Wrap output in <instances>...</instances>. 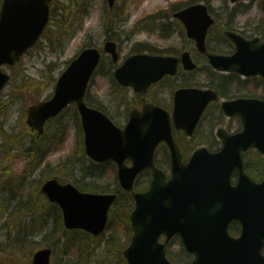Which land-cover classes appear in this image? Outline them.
Returning <instances> with one entry per match:
<instances>
[{
	"label": "rangeland",
	"instance_id": "1",
	"mask_svg": "<svg viewBox=\"0 0 264 264\" xmlns=\"http://www.w3.org/2000/svg\"><path fill=\"white\" fill-rule=\"evenodd\" d=\"M80 1L89 2L92 6L90 15L85 21L86 35H91L93 41L102 47L107 37L103 31L105 18L103 1ZM170 1L174 0H131L127 3L119 1L116 10L113 11L114 18H122L125 12L130 13L126 19L127 25L118 32L116 30L108 32L109 36L119 43L122 60L136 51L145 50L177 56L183 51L191 53L199 66V72L185 73L180 80H168L158 87V91L164 94L163 98L166 100L165 103H168L167 106L172 103L171 92L174 87L185 84L205 89L207 88L205 83L218 84V81L208 78L210 71L206 61L204 62L203 57L195 51L184 33L182 36L180 26L172 19L170 13L164 14L159 20L148 18L136 23L145 13L165 6ZM1 2L2 0L0 5ZM65 3L67 0H64ZM209 7L218 20V25L210 36V45L214 50L224 53L234 52L232 45L220 37L222 29L238 31L248 38H264V0H240L236 4L232 3V0H211ZM133 27H153L156 31L153 36L143 32L128 37ZM177 29L178 33H176ZM84 35L85 33L79 35L63 48L60 46L62 38L54 36L47 43L45 40L37 50L23 59L18 73H13V82L0 97V264H23L19 253L27 244H31L32 251L54 245L60 237L59 232L64 231L60 211L51 207L42 197H38L39 185L47 178L58 176L62 183H73L76 186H78L77 182L106 186L104 191L111 193L118 188L116 169H113V165L107 167V171L100 179L89 177L82 180L83 172L76 170V165L79 163H84V167H88L89 162L84 154L83 132L79 126L80 120L75 107H70L61 117L53 121L48 126L49 132L47 131L39 141L29 132L25 124L24 105L46 100L53 95L56 78L68 66V62L81 47L82 41H85ZM109 69L110 61L106 58L102 74L94 78L90 85L88 100L102 106L103 111L124 126L128 119L127 108L130 109L132 104L127 94L118 90L115 83H112L113 71L110 72ZM8 74L12 75V71H8ZM24 79L25 90L22 89ZM14 85L17 88L15 90H13ZM242 87L245 95L264 96V93L260 89H255L253 85ZM165 89L168 90L167 94ZM129 91V98L135 95L133 90ZM154 94L155 90L152 91L151 96ZM3 105H6L4 109ZM217 106L215 104L207 112L192 142L188 143L185 137L181 138L179 135L186 153L201 143L216 148L214 133L219 126L227 127L231 132L239 131L240 122L237 119L227 120L224 116L219 117V106L218 109ZM58 140L61 141V146L53 152L50 144ZM40 149L46 154V158L44 164L37 168L36 158L25 150L38 154ZM21 181L25 186L20 188ZM6 197H9L10 204L6 201ZM20 198L29 199L26 205L29 210L24 211L21 207L16 209L15 204ZM131 209L132 200L122 197L113 207L110 217L111 230H108L101 239L96 240L85 237L82 233L68 232L67 238L56 250L52 264H125L121 253L114 250L111 244L117 242L122 245V249L127 245L132 235L128 221ZM34 220L37 229L32 225ZM35 230H37L36 235L27 237L25 241L26 233L32 234ZM49 232L54 234L49 236ZM173 246L176 252H180L177 243ZM30 259L29 256L28 264Z\"/></svg>",
	"mask_w": 264,
	"mask_h": 264
},
{
	"label": "water",
	"instance_id": "2",
	"mask_svg": "<svg viewBox=\"0 0 264 264\" xmlns=\"http://www.w3.org/2000/svg\"><path fill=\"white\" fill-rule=\"evenodd\" d=\"M114 1L109 0L111 6ZM176 17L185 24L188 35L197 41L199 49L204 51L205 35L213 23L207 9L203 6L192 7ZM36 20L37 22L39 20L37 15L34 22ZM255 50L264 52V49L252 46L253 55L256 54ZM105 51L112 52L114 60L117 61L113 44H107ZM241 56H245V53L241 52ZM209 59L220 71L242 72L238 67L221 63L228 62L224 57L209 56ZM248 59L247 57L243 60V65ZM145 61L150 62L141 57L130 59L117 73L120 83L134 85L140 90L138 86L140 80L142 78L148 80L154 74V72L147 74L149 70L143 66ZM98 62L99 53L96 50L83 52L59 79L54 98L29 108L28 123L32 129L42 134L44 125L50 118L57 116L70 103H76L86 133L88 155L101 161L115 159L120 168L119 179L126 190L133 189L136 175L146 166L153 170L157 179L153 191L150 195L138 198V209L132 216L136 236L132 247L125 253L129 263L162 264L159 261L160 248L155 246L157 237L162 233L169 235L178 233L196 253L198 261L195 264H241L239 263L241 260L246 264L247 259L249 263L252 261L253 264H264V259L260 256L264 246V184L257 186L247 182L238 188H232L229 178L234 170H241L239 165L230 162L226 156L201 154L191 166L184 168L181 166L177 148H174L172 161L174 179L178 182L172 186L163 185L158 176L161 173L147 163H135L133 169H127L123 160L131 157L132 149L125 146V140L129 139L128 135L132 132L128 131L122 135L115 132L103 121L101 115L88 109L84 104L86 86ZM184 63L189 70L195 68L188 55H185ZM245 65L264 74V56L260 63L247 62ZM205 95L208 96L207 101L210 98V100L217 98L212 92ZM249 107L252 105H247L241 113L248 121L254 141L263 146L264 107L259 109L257 116L250 114ZM228 109L229 105L224 104V110L227 112ZM228 113L234 114L231 111ZM93 114L101 116L102 122L93 121ZM104 124L109 130L105 135L100 132ZM111 135L114 137L110 141ZM221 138L225 140L224 136ZM251 142L246 146H257ZM184 190L188 193L181 192ZM41 193L62 206L67 228L87 227L94 234L102 232L106 211L115 200V197L81 196L71 186L63 187L57 181L48 182L41 189ZM67 197L70 198L71 205L65 203ZM68 210L71 211L69 214ZM234 220L240 221L244 228L243 237L239 240H233L227 235V228ZM164 246H161L163 252ZM149 250L151 253H147ZM50 255L49 250L37 253L34 264H49Z\"/></svg>",
	"mask_w": 264,
	"mask_h": 264
},
{
	"label": "bare ground",
	"instance_id": "3",
	"mask_svg": "<svg viewBox=\"0 0 264 264\" xmlns=\"http://www.w3.org/2000/svg\"><path fill=\"white\" fill-rule=\"evenodd\" d=\"M88 15V12L85 9L78 7L73 15V18H83Z\"/></svg>",
	"mask_w": 264,
	"mask_h": 264
},
{
	"label": "trees",
	"instance_id": "4",
	"mask_svg": "<svg viewBox=\"0 0 264 264\" xmlns=\"http://www.w3.org/2000/svg\"><path fill=\"white\" fill-rule=\"evenodd\" d=\"M50 33H52V31H50ZM264 163V162H263Z\"/></svg>",
	"mask_w": 264,
	"mask_h": 264
}]
</instances>
